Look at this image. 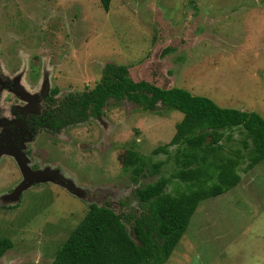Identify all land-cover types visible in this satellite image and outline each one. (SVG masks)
<instances>
[{
    "label": "rangeland",
    "instance_id": "rangeland-1",
    "mask_svg": "<svg viewBox=\"0 0 264 264\" xmlns=\"http://www.w3.org/2000/svg\"><path fill=\"white\" fill-rule=\"evenodd\" d=\"M107 64L128 67L135 82L181 88L264 118V0H112L109 12L100 0H0L1 79H26L30 68L46 91L83 93ZM182 118L115 100L99 118L52 138L46 188L26 193L16 211L0 210L4 231H23L12 251L26 259L5 255L0 264H50L92 203L138 210L136 188L160 176L136 185L125 165L143 156L166 161L162 175L171 177L174 160L154 150L172 140ZM232 136L227 148H241L240 132ZM245 168L236 188L200 203L166 264H264V162ZM183 187L174 180L168 190Z\"/></svg>",
    "mask_w": 264,
    "mask_h": 264
},
{
    "label": "trees",
    "instance_id": "trees-1",
    "mask_svg": "<svg viewBox=\"0 0 264 264\" xmlns=\"http://www.w3.org/2000/svg\"><path fill=\"white\" fill-rule=\"evenodd\" d=\"M100 2L109 12L112 0ZM101 79L95 94L85 100V109L93 104L99 110L101 102L114 97L147 112L163 108L183 114L172 140L154 150L173 159L176 168L171 177H164L166 161L151 163L144 156L127 161L125 170L136 185L147 175L160 176L136 188L139 209L123 213L109 205L90 204L50 264H166L200 203L236 188L242 181V165L249 172L264 162V118L256 112L223 108L181 88L134 82L124 65H106ZM235 131L240 132L236 141L241 148L228 149L224 142L235 141ZM174 180L184 187L171 192L168 188ZM11 247L9 241L0 240V257Z\"/></svg>",
    "mask_w": 264,
    "mask_h": 264
},
{
    "label": "flooded vegetation",
    "instance_id": "flooded-vegetation-1",
    "mask_svg": "<svg viewBox=\"0 0 264 264\" xmlns=\"http://www.w3.org/2000/svg\"><path fill=\"white\" fill-rule=\"evenodd\" d=\"M131 80L134 81L132 78ZM100 82L102 79H99L89 91L83 93L68 91L61 95L62 88L59 86L54 85L51 90L46 91V83L38 79L36 72L30 68L26 79L0 78V196L4 194L8 196L5 200H0V210L16 211L26 204V199L29 197L24 198L26 193L33 196L32 192L42 190V187L46 188V149H48L46 146L50 144L52 138H61L66 135L67 130L99 118L109 104L116 100L114 97H109L101 102L99 110L93 104L89 109H85V100L95 94ZM39 151L44 153L41 157L36 155ZM75 168L78 169V165ZM72 170L71 167L67 168V175L74 178L73 174L76 171L71 172ZM23 185H26V188L18 198L15 192ZM105 205L113 208L110 204ZM3 229L0 220V240L9 241L12 247L6 249L2 256L6 255V259L17 258L16 254L22 252L14 253L12 250L15 248V243L21 240L19 234L23 231L14 234L16 227L7 226L5 231ZM16 238L18 239L14 242ZM21 259H26L23 253L20 255Z\"/></svg>",
    "mask_w": 264,
    "mask_h": 264
},
{
    "label": "water",
    "instance_id": "water-1",
    "mask_svg": "<svg viewBox=\"0 0 264 264\" xmlns=\"http://www.w3.org/2000/svg\"><path fill=\"white\" fill-rule=\"evenodd\" d=\"M25 177L27 178L28 176L26 175V173H25ZM49 179H47V177H46V181H48ZM25 188H26V185H23L22 187H18L17 188V190H16V192H15V194H18L17 195V197L19 198V196H20V194L25 190ZM69 191H71L72 192V189H70V187H66ZM14 194V195H15ZM13 195V196H14ZM12 196V195H11ZM17 200V199H16ZM1 260L2 259H0V263H1Z\"/></svg>",
    "mask_w": 264,
    "mask_h": 264
}]
</instances>
